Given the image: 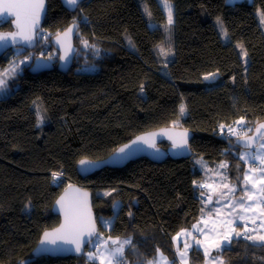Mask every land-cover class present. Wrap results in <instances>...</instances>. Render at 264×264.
I'll list each match as a JSON object with an SVG mask.
<instances>
[{"label": "trees", "instance_id": "trees-1", "mask_svg": "<svg viewBox=\"0 0 264 264\" xmlns=\"http://www.w3.org/2000/svg\"><path fill=\"white\" fill-rule=\"evenodd\" d=\"M160 1L86 0L69 12L60 0H47L38 41L79 23L70 70L32 74L33 57L24 61L29 51L22 48L0 57V74L19 65L0 97V264H98L88 259L89 246L80 257L32 255L41 233L59 223L51 206L70 184L91 191L98 235L131 241L123 264H145L158 253L177 264L172 238L206 210L194 160L210 168L226 162L232 177L243 170L237 136L220 129L242 120L247 135L264 119V0H166L173 18L168 34ZM217 18L227 40L208 35ZM166 35L168 58L159 52ZM237 43L247 52L245 63ZM125 51L133 58L122 63ZM56 58L57 52L53 64ZM209 73L217 77L205 80ZM166 126L192 132L190 158H141L86 178L77 173L79 160L104 159L129 138ZM54 172L62 174L55 182ZM100 217L113 220L106 228ZM202 260L200 250L190 251L192 264ZM224 260L264 264V246L247 243L238 257Z\"/></svg>", "mask_w": 264, "mask_h": 264}, {"label": "water", "instance_id": "water-1", "mask_svg": "<svg viewBox=\"0 0 264 264\" xmlns=\"http://www.w3.org/2000/svg\"><path fill=\"white\" fill-rule=\"evenodd\" d=\"M84 1L86 0H79V4ZM16 2L17 0H0V34H9L13 32L20 33V29L16 27V13L18 10L11 7V5ZM60 3L64 9L69 12H74L79 6L69 8L66 5L65 0H60ZM46 13L47 0H44L43 10L40 13L39 24L34 30L31 28L30 24L23 20L22 15L21 23H25L24 32L17 36V42L15 44L11 43L10 38L9 42L6 44L0 43V57L11 48H22L27 51L34 50L37 45V34L42 29ZM6 24H10V30L1 29ZM69 29H72V31L69 32ZM78 29L79 23L74 22L50 38L52 48L57 52L55 64L44 57L37 56L33 58L28 71L32 74H38L56 68L61 73H67L72 66L73 59L77 51L74 39ZM23 35H31L32 40L30 42L24 41L21 39V36ZM61 56H64L65 59L62 60ZM261 124H264V119L257 122L249 134L236 137L234 139V144L240 149H252L256 147L261 140V133H264V129H261L260 132L257 131L259 125ZM191 138L192 132L190 130L177 126H166L143 132L129 138L125 143L118 146L104 159H81L95 162L94 164L81 166L79 164V160L76 164V170L82 178H86L107 168H122L128 163L141 158L148 159L153 163H162L167 159H188L192 155L189 146ZM185 139L187 141L186 144L183 143ZM249 140H252L253 142L245 147V143ZM163 142L168 144L166 149L160 146ZM125 145H128L129 147L124 148ZM122 148H124V152L120 153L119 150ZM84 193L87 194L86 197L84 196ZM61 200L63 207L61 204L57 203V201ZM51 212L59 217V223L55 227L46 229L41 233L38 242L32 250V255L36 258L43 256L59 258L82 256L90 242L98 233V222L92 208L91 191L75 184L66 186L54 200L51 206ZM81 216L83 217V235L78 236L77 238L83 240L84 243L81 244V251L77 252L75 250V244L65 243L61 238L65 235V230L62 229V225H66L70 221L77 220ZM93 224L95 225V234L89 236L88 232L91 230ZM45 233H49V237L46 238ZM53 238L57 241L55 245L48 242Z\"/></svg>", "mask_w": 264, "mask_h": 264}, {"label": "rangeland", "instance_id": "rangeland-1", "mask_svg": "<svg viewBox=\"0 0 264 264\" xmlns=\"http://www.w3.org/2000/svg\"><path fill=\"white\" fill-rule=\"evenodd\" d=\"M234 1L236 0H228L229 3ZM166 3L170 5L166 0L160 1V4L163 5L166 10L168 18V9L165 6ZM219 19L221 21V18ZM260 21L262 22L264 30V21L262 19H260ZM171 30L172 25H168L167 22L165 31L168 34ZM208 31V35L211 39H216L218 37L222 40L228 39V35L227 37L222 35L221 25L217 23V19L214 20L211 25H208ZM167 37L168 35H166L164 41L159 45V52L164 58L170 56ZM238 45L241 44L237 43V49L240 57H242V60L245 63L247 57L242 55V49L238 47ZM20 50L21 49H14L13 51L17 53L20 52ZM33 51L27 52V57L25 55L23 60L30 62L32 57H36L37 55L34 56V53L36 52L34 51L33 53ZM55 52L56 51L53 49L52 54ZM131 58H133V54L130 51H125L122 56V63ZM210 74L216 75L212 78ZM206 76L210 78L205 80L210 81L217 77V73H209L206 74L205 77ZM116 84L117 83H113L112 85ZM112 85H109L108 87ZM8 93L9 89L7 87L5 91L0 92V97L7 96ZM181 106H183V104ZM236 124L237 125L233 128L236 130V135H233V137H239L245 128L243 125L244 122L243 124ZM229 129V127L228 129H225L224 134L228 133ZM241 135H243V133ZM262 142L264 141L260 140L258 145L252 149H240L238 154L239 157L241 154L255 153ZM194 161L203 174V181L200 185H203V191L207 195V197L206 195L202 196L205 198V203H201L206 210L208 208L210 209L208 210L209 212L205 210L204 214L198 221L194 222L190 227L181 229L172 238L174 251H178L177 264H192L190 262V251L193 249L200 250L203 256V260L199 264H221V262L222 264H225L224 259L226 257H238L245 244H253L251 240L244 238L245 234L257 236L264 235V215L261 214V209L264 207V204H261V201L264 200V191H262L264 190V179H262L264 174L257 170L260 167H264V165H261L259 160H251L250 158L248 162L242 160L244 164L243 170L241 172L237 170V174L235 172V175L232 177L228 175L225 167H221L222 164L227 165L226 162L219 163L218 166L210 168L201 158H197ZM250 169L252 171H250ZM245 173H248L251 177L250 182L244 181ZM229 189H234V191H229ZM248 196H252V200H249ZM241 203L243 204V207L241 206ZM118 207L119 203L116 202L115 207H113L114 213H116ZM99 219L101 224L107 228L113 220V217H100ZM253 220H255V224L253 223ZM236 233H240V235L237 236ZM226 236L230 238L231 243L225 242ZM97 237L98 234L90 244L94 242ZM197 240L201 242L200 245H197ZM212 241L220 242L223 246L221 248L214 247L212 246ZM185 245H188L189 247L186 248ZM206 249L209 252V256H205ZM87 253L88 250L86 251V254ZM181 253H185L183 259L181 258ZM209 257H212L213 259H210ZM153 259L148 260L146 264H149Z\"/></svg>", "mask_w": 264, "mask_h": 264}, {"label": "snow or ice", "instance_id": "snow-or-ice-1", "mask_svg": "<svg viewBox=\"0 0 264 264\" xmlns=\"http://www.w3.org/2000/svg\"><path fill=\"white\" fill-rule=\"evenodd\" d=\"M66 5L69 8H75L79 5V0H65ZM225 3H228V0H225ZM43 6H44V0H17L16 3L12 4L11 7L16 8L18 11L16 13V27L18 29H20V33H23L25 30V23H21V19H22V15H23V20L30 24L31 28L34 30L36 29V27L39 24V19H40V13L43 10ZM166 8L168 9V25H172L173 23V18H172V11H171V6L168 5L166 3ZM217 23L221 25V31H222V35L224 37H227V32L226 30L223 29L222 26V21H220L219 18H217ZM69 32L72 31V29L68 30ZM20 33H9V34H0V43L6 44L7 42H9V38L11 39V43L15 44L17 42V36L20 35ZM21 39H23L26 42H30L32 40V36L31 35H23L21 36ZM238 47H240L242 49V55L247 56V52L243 51V46L242 45H238ZM61 59L64 60L65 57L61 56ZM19 67V65H16L15 63L12 64V67L7 70L5 73L0 74V92H3L6 90L7 88V82H6V78L9 76H14L16 74L17 68ZM212 78L215 77L216 74H210ZM210 77L206 76L205 79H209ZM184 108L183 106H181V112L183 113ZM238 124H243V121H238ZM221 128H223V125L221 126ZM261 129H264V124L259 125L257 131L260 132ZM229 132L232 134H236V130L235 129H229ZM186 136V134H185ZM260 139L262 141H264V133H261ZM252 140H249L245 143V147L248 146V144L252 143ZM135 143V142H134ZM184 144L187 143L186 139L183 142ZM174 146H175V142H174ZM128 145H125L124 148H128ZM124 148L120 149L119 152L123 153L124 152ZM264 142L260 143L259 148L256 150L255 153H248V154H241L240 155V159L244 160L245 162L249 161V158L251 160H259L261 165H264ZM95 162H90L87 160H80L79 164L81 166H85L88 164H94ZM221 167H227V165L222 164ZM258 171H260L262 174H264V167H260L257 169ZM250 171H252L250 169ZM62 174L60 173H53V181H57L60 176ZM262 179H264V176H262ZM251 177L249 176L248 173H245L244 175V181L246 182H250ZM195 183V182H194ZM201 187H203V185H201ZM229 191H234V189H229ZM264 191V190H262ZM105 195H110V193H105ZM203 195V193H202ZM84 196L86 197L87 194L84 193ZM63 199V198H62ZM249 200H252V196H248ZM58 204L62 205V200L61 201H57ZM261 204H264V200L261 201ZM241 206L243 207V204L241 203ZM113 207H115V204L113 205ZM247 210V209H245ZM261 214L264 215V207H262L261 209ZM131 215V214H130ZM253 223L255 224V220H253ZM82 226H83V217L81 216L80 218H78L77 220L74 221H70L68 222L66 225H62V229L65 230V235L63 237H61L63 239V241L65 243H69V244H75V250L77 252L81 251V244L84 243L83 240L78 239V236H82L83 235V231H82ZM59 231V230H58ZM234 231V230H233ZM95 234V225L93 224L91 227V230L88 232L89 236H92ZM237 236L240 235V233H236ZM45 237H49V233H45ZM245 239L247 240H251L253 242L254 245L257 246H264V235H248L245 234L244 236ZM176 239V238H174ZM49 243L55 245L56 244V239H51L48 241ZM225 242L226 243H231V240L228 236L225 237ZM105 244H107V242H104ZM131 241L130 240H125L123 243H120L118 240H114L112 241L113 245H118L114 248H110V249H106V251H108L109 253V259L107 260V264H113V261H115V264H123V253H124V247L125 245L130 244ZM197 245H200V241L197 240L196 241ZM212 246L217 247V248H221L223 245L220 242L217 241H212ZM185 247H189L188 245H185ZM159 252V249L157 250ZM99 252V249H98ZM185 256V253H181V258L183 259ZM205 256H209V252L206 249L205 250ZM88 258L89 260L93 259V254L89 253L88 254ZM210 259H213L212 257H209ZM161 259L166 261V258H164L161 255ZM101 264H105V261H101ZM149 264H155V261H150ZM222 264V262H221Z\"/></svg>", "mask_w": 264, "mask_h": 264}, {"label": "crops", "instance_id": "crops-1", "mask_svg": "<svg viewBox=\"0 0 264 264\" xmlns=\"http://www.w3.org/2000/svg\"><path fill=\"white\" fill-rule=\"evenodd\" d=\"M203 194L206 195L205 192ZM206 197H207V195H206ZM209 209L210 208H208L206 211L209 212L208 211ZM114 240H118L120 243H123L126 239L105 238V237H103L101 235H98L97 239L90 244L89 250H88V253H87V257H88L89 253H92L93 254V259L92 260L96 261L98 264H101V261L103 260V261H105V264H107V260L109 259V253H108V251H106V249H110V248H114V247L118 246V245H113L112 244V241H114ZM105 241L107 242V244L104 243ZM125 247H126V245H125ZM125 247H124V249H125ZM98 249H99V252H98ZM175 252H176L175 253V257H176L178 251L176 250ZM161 255L164 258H166V261L161 259ZM177 258H178V256L176 257V261L178 263V259ZM153 261H155V264H172V261L170 259H168L165 255L161 254V253H158L154 257ZM113 264H115V261H113Z\"/></svg>", "mask_w": 264, "mask_h": 264}, {"label": "built area", "instance_id": "built-area-1", "mask_svg": "<svg viewBox=\"0 0 264 264\" xmlns=\"http://www.w3.org/2000/svg\"><path fill=\"white\" fill-rule=\"evenodd\" d=\"M41 38H42V40L38 41V34H37V45H36L34 51L36 52L37 56L44 57V58L51 61L53 59L54 53L52 54V49H50V46H51L50 40L48 41V39L44 35H42ZM229 128L233 129L234 125H231ZM225 129H228V128H221L220 133L224 134ZM225 135L227 138H230L236 134H232V133L228 132ZM204 199L205 198L202 197V199H201L202 203H205Z\"/></svg>", "mask_w": 264, "mask_h": 264}, {"label": "bare ground", "instance_id": "bare-ground-1", "mask_svg": "<svg viewBox=\"0 0 264 264\" xmlns=\"http://www.w3.org/2000/svg\"><path fill=\"white\" fill-rule=\"evenodd\" d=\"M71 185V184H70ZM202 196L200 197V203H201ZM95 238V237H94Z\"/></svg>", "mask_w": 264, "mask_h": 264}]
</instances>
